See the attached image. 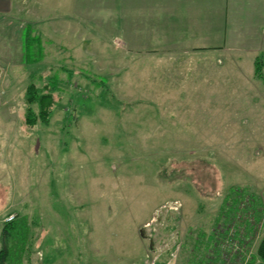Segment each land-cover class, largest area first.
Segmentation results:
<instances>
[{"label":"rangeland","instance_id":"obj_1","mask_svg":"<svg viewBox=\"0 0 264 264\" xmlns=\"http://www.w3.org/2000/svg\"><path fill=\"white\" fill-rule=\"evenodd\" d=\"M119 1L0 14V220L29 235L10 264H232L218 252L255 239L213 223L235 188L264 195V79L233 46L153 54L151 34H122ZM51 80L48 124L28 127L27 87Z\"/></svg>","mask_w":264,"mask_h":264},{"label":"crops","instance_id":"obj_2","mask_svg":"<svg viewBox=\"0 0 264 264\" xmlns=\"http://www.w3.org/2000/svg\"><path fill=\"white\" fill-rule=\"evenodd\" d=\"M26 3L0 0V14ZM108 5L109 11L120 7L122 34L129 27L151 34L149 43L155 55L185 52L202 56L217 50L222 52L217 59L226 61L223 51L233 46L234 61H264V0H120Z\"/></svg>","mask_w":264,"mask_h":264},{"label":"trees","instance_id":"obj_3","mask_svg":"<svg viewBox=\"0 0 264 264\" xmlns=\"http://www.w3.org/2000/svg\"><path fill=\"white\" fill-rule=\"evenodd\" d=\"M262 63L263 60L261 59L254 60V75L264 79ZM55 81L51 80V84H47L49 90L46 92L43 88H37L33 84L28 85L25 94L26 107L23 120L28 127L33 126L37 120L45 125L48 124L53 108L52 90H54ZM32 105L36 106V111L33 110ZM227 197H230L231 200L229 201ZM226 204L228 207H226ZM263 212L264 195L244 194L240 188H235L227 195H224L213 227H219L218 223L221 220L227 222L224 224L227 228L222 231L225 237L231 234L232 238L239 240L240 245L245 247L249 246V243L255 239L258 232H260V235L254 240L249 251H235L233 255L228 254V257L227 251L224 250L223 254L218 252V255L223 257V262L226 259H230L232 264H256L257 262L258 264H264ZM24 219V217L19 218L15 215L12 220L0 224V264H10L15 261L13 259L16 256L13 251L15 243L20 245L18 252H21L25 247L29 235ZM230 226H233L235 230L228 232V227L231 228ZM210 238L211 236H209Z\"/></svg>","mask_w":264,"mask_h":264},{"label":"built area","instance_id":"obj_4","mask_svg":"<svg viewBox=\"0 0 264 264\" xmlns=\"http://www.w3.org/2000/svg\"><path fill=\"white\" fill-rule=\"evenodd\" d=\"M3 74H4V71L2 69V67L0 66V81L2 80V77H3ZM179 206L178 202L177 201H173L171 202L168 207L169 208H172V209H177V207ZM16 213H9L7 214L6 216H4L3 218H1L0 220V224L2 222H6V221H10L12 220L14 217H15ZM260 235V232H258V234L256 235L255 239Z\"/></svg>","mask_w":264,"mask_h":264}]
</instances>
